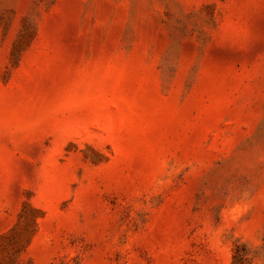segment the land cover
Instances as JSON below:
<instances>
[{
  "label": "rangeland",
  "instance_id": "374dc122",
  "mask_svg": "<svg viewBox=\"0 0 264 264\" xmlns=\"http://www.w3.org/2000/svg\"><path fill=\"white\" fill-rule=\"evenodd\" d=\"M0 264H264V0H0Z\"/></svg>",
  "mask_w": 264,
  "mask_h": 264
}]
</instances>
